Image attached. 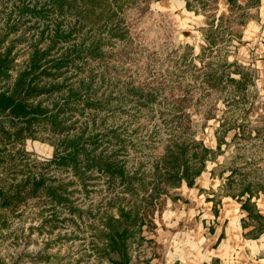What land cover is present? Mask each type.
<instances>
[{"label":"rangeland","instance_id":"1","mask_svg":"<svg viewBox=\"0 0 264 264\" xmlns=\"http://www.w3.org/2000/svg\"><path fill=\"white\" fill-rule=\"evenodd\" d=\"M24 1L38 7L46 2L0 0V40L3 41L0 53L10 50L13 59V67L8 73L10 79L0 83L1 91L11 87L33 48L46 51L49 29L58 24L61 29L75 30L72 17L66 16L61 20L56 15L49 17L46 24L50 28L43 30L45 24L42 22L29 21L21 16L20 7ZM102 1L105 15L111 17L113 24L117 23L115 27L122 37H110L105 27L95 28L91 33L87 28L75 30L77 34L68 43L57 44L48 59L74 54L72 48L82 53L72 55L68 67L50 71V77L37 73L38 84L49 88L47 92L52 88L59 91L45 93L32 103L41 102L54 114L68 101L63 117L66 133H52L48 125L42 126L38 121L30 131L31 137H26L21 145L4 147L0 135V150H4L3 156H11L7 159H12L11 165L0 168V186L8 181L24 180L25 175L41 174L47 182L53 183L56 190L64 193L61 199L65 200L62 205H51L42 197H29L26 190L22 196L24 200L15 212L0 205V264H111L101 251L104 223L110 217L118 219L120 209L125 213L131 211L132 216V210L138 211L137 207L143 209L142 200L151 191L131 195L119 185L120 180L113 183L95 171L85 174L89 179L81 183L71 169L50 165L56 152L62 153L65 138H81L86 152L103 160L114 157L112 159L124 168L128 178L135 176L141 181L144 176L149 190L159 181L157 178L152 181L154 177L150 174L164 153L171 129L177 128L180 121L178 114L168 112L171 101L179 96L170 98V88L179 85L180 90L184 87L183 82L191 83L195 74L192 65L198 67L202 64L196 56L201 54V46L205 44L200 31L204 20L194 12L178 9L171 0H167L164 6L155 4L159 0ZM220 7L224 8L222 4ZM248 14L254 15L251 20L259 18V10L250 9ZM42 31L43 36L40 35ZM243 31L248 33H244L240 41L232 39L229 44L218 47L227 63L237 62L253 72L248 102L254 109L243 121L247 127L246 136L251 138L247 145L251 147L259 143L255 138L256 128L264 125L260 121V117H264V28L255 34L247 26ZM250 32L254 35L251 36ZM93 44L100 45L99 59L94 60L87 55V48ZM204 59L207 62L216 58H210L207 53ZM232 77L237 78L235 75ZM70 90L79 93L73 102L67 93ZM191 90L192 104L200 101L202 107L214 105L216 117L203 126L202 118L193 114L192 108L189 109V138L203 141L213 150L216 147L215 131L222 113L228 111L229 116L233 114L230 113L231 107L225 105L228 95L217 96L214 93L203 98L199 90ZM177 94L181 96L182 92ZM3 122L6 120L0 118V123ZM232 134V131L227 134V142ZM91 142L95 146H91ZM234 151L230 148L224 152L220 156L221 164L207 161L205 166H221L224 161H231ZM248 156L245 161H237L236 166L244 169L241 173L248 175L253 169L264 170V148L252 149ZM10 169L14 173H10ZM14 176L16 180L12 181ZM251 181L256 182L257 179ZM190 189L181 183V187L175 190L181 193V199L172 203L170 198H165L162 211L154 214L152 232L146 226L130 228L128 236L131 240L127 242V250L131 263L171 264L169 260L177 257L172 239L180 236L183 224L174 226L177 216L174 213L191 209ZM215 194L218 197L222 192L218 189ZM156 204L155 209H158L160 206L158 202Z\"/></svg>","mask_w":264,"mask_h":264},{"label":"trees","instance_id":"2","mask_svg":"<svg viewBox=\"0 0 264 264\" xmlns=\"http://www.w3.org/2000/svg\"><path fill=\"white\" fill-rule=\"evenodd\" d=\"M183 1L187 11L203 17L204 26L200 28V31L204 35L205 44L201 46V54L196 56L202 64L198 67L192 65L195 71L192 76L193 81L191 83L183 82L184 87H181L180 90H178L179 85L170 88V98L179 96L171 101L169 108L167 107L168 112L171 115L178 114L177 118L180 121L177 128L171 129L168 144L163 149L164 153L155 162L156 166L150 174L154 177L152 181H156V178L159 180L156 182L157 186L154 185L153 189L149 190L144 176L141 181L135 176L128 178L124 168L112 159L114 157L103 160L91 152L87 153L79 137L65 138L62 153L56 152L49 162L50 165L57 168L71 169L75 178L81 183L89 179L85 174L95 171L100 176L108 177L113 183L115 180H120L119 185L124 186L125 191L131 195L137 196L138 193L145 194L147 191H151L148 197L142 200L141 208L143 209L137 207L138 211L132 210L134 216H132L131 211L125 213L120 209L118 219L110 217L104 223V231L101 236L104 245L101 251L105 257L109 258L111 264H135L131 263L127 250V242L129 243L131 240L128 236L130 228L135 225L138 228L146 226L148 231L152 232L154 214L157 211L159 213L162 211L165 206V198H170L172 203H176L182 197L179 191H175L181 187V183L191 188L195 180L204 172L205 163L207 161L214 162L218 156L223 155L230 148L235 150V156L230 157L231 161L226 160L221 165L230 172L223 190L233 197H238V199L245 195L248 196L245 200H241V209L247 213L249 220L248 223H244V226L247 227L253 223V229L249 232V235L252 236L264 232V217L258 214L255 205L250 202L251 197H257L260 193L264 194V170L253 169L248 175H245L241 173L244 169L236 166L238 160H247L252 149L264 148V125L255 130V138L259 141L258 146L254 144L248 147L247 144L251 138L246 136L245 129L247 127L243 124L249 112L254 109L252 104L248 102V89L253 86V72L249 68L241 67L237 62L227 63L225 57L221 56V50L218 47L229 44L232 39L241 40L243 27L254 18V15L248 14L249 10L257 11L260 0H245L246 3L244 4L241 3L242 0ZM220 2L226 5L224 10H220ZM103 6L102 0H46L40 7L24 1L21 3L20 13L23 18H28L29 21H40L45 24L43 30L50 28L49 24H46L50 16L56 15L61 20L68 16L74 19L75 30L81 31L87 28L91 33L95 28L105 27L108 28L110 37L121 38L122 36L115 27L117 23L113 24L111 17L105 15ZM75 30L74 28L65 30L61 29L58 24L54 25L52 29L48 30L49 44L46 51L33 48L24 69L17 74L11 87L4 91H1L0 88V118L6 120V122L0 123V135L4 147L6 145H21L26 137H31L30 131L34 125L39 123L38 121H41L42 124L40 125L42 126L48 125L52 133H66L67 127L63 117L67 112L68 101L62 104V107L54 114L45 106L43 107L41 102H32L45 93L51 94L59 91L52 88L47 92L49 88H43L38 84L37 73L50 77V71L57 72L68 67L72 62L71 56L82 53L72 48L74 54L67 53L60 59H48L50 51L57 44H66L72 36L77 34ZM43 33L42 31L40 35L43 36ZM2 43L3 41L0 40V47ZM187 49L191 51V48ZM99 51L100 45L93 44L87 48V55L94 60L99 59L101 57ZM207 53H209L210 58L216 59L204 62V56ZM213 53L215 56H212ZM12 63L11 51L5 49L4 53H0V83L10 79L8 73L13 67ZM232 75L237 78L232 77ZM191 89L199 90L203 94V98L210 97L214 93L217 96L228 95L225 105H228V108L231 107L230 113L233 114L229 116L228 111L222 113L219 127L215 131V150L206 147L203 141H193L189 138L191 136L189 109L192 108L193 114L202 118L203 126L208 120L216 117L214 105L202 107L200 101L192 104ZM178 92H182V95L177 94ZM67 93H69V99L72 98V102L79 94L75 90H70ZM147 97L149 96L147 95ZM260 121L264 124V117L261 116ZM231 131L233 132L232 137L227 142L225 138ZM90 145L95 146L92 142ZM3 153L4 150H0L1 169L11 165L12 161V159H7L11 156H3ZM250 160L248 159L249 162ZM253 162L256 164L255 161ZM244 164L248 165L247 162ZM251 164L248 166H253ZM9 171L14 173L13 169ZM160 171L162 173H159ZM237 177L246 179L248 177V179L236 182ZM255 179H257L256 182L251 181ZM15 180L16 177L14 176L12 181ZM52 185L53 183L47 182L41 174L25 175L24 180L19 182L9 183L8 181L0 186V205L15 212L23 202L22 196L26 190H28L29 197H42L47 199L51 205L64 204L65 200L61 199L64 193L56 190ZM233 192H238L237 196L233 195ZM156 202L160 206L158 209H155Z\"/></svg>","mask_w":264,"mask_h":264},{"label":"crops","instance_id":"3","mask_svg":"<svg viewBox=\"0 0 264 264\" xmlns=\"http://www.w3.org/2000/svg\"><path fill=\"white\" fill-rule=\"evenodd\" d=\"M166 1L159 0L155 4L164 6ZM171 1L177 4L178 9L187 11L183 0ZM220 4L224 6L223 9ZM220 4V10H224L226 5L221 2ZM257 10H259L258 20H250L243 27L244 29L246 26L250 27L254 34L264 28V0H260ZM244 33L246 35L248 32L243 31L241 39L244 38ZM253 33L250 32V35H254ZM220 156L214 162L221 164ZM217 170L219 172L216 174ZM229 174L230 172L222 166L213 164V166H205L204 172L195 180L190 189L191 209L178 210L174 213L177 215L174 226L183 224V227L180 236L172 239L177 257L175 256L168 263L264 264V232L257 236L249 235L253 223L244 226L249 220L247 213L241 209V200H245L248 196L238 199L224 192L223 187ZM247 179L237 177L236 182ZM218 189L222 194L217 197L215 193ZM233 193L237 196L238 192ZM250 202L255 205L258 214L264 217V194L251 197Z\"/></svg>","mask_w":264,"mask_h":264}]
</instances>
